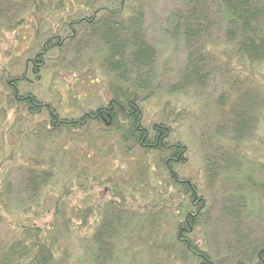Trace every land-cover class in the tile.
Instances as JSON below:
<instances>
[{
    "label": "rangeland",
    "instance_id": "1",
    "mask_svg": "<svg viewBox=\"0 0 264 264\" xmlns=\"http://www.w3.org/2000/svg\"><path fill=\"white\" fill-rule=\"evenodd\" d=\"M84 1L27 0L20 14L25 19L15 28L0 27V76L10 73L13 77L26 71L30 79L22 80L21 90L31 89L40 99L50 102L60 116H77L111 96L113 76L103 69L104 50L100 54L95 47L98 44L102 49L101 43L91 41L88 47H83V42H88L86 36L77 42H56L58 45L55 43L40 56L43 60L35 57L49 34L68 32L65 19L91 13L92 7ZM90 1L96 5L112 2ZM126 1L129 5L140 4L144 9L146 36L156 48L154 93L140 101L144 118L147 123L168 120L170 137L185 145L183 157H178V163L173 165L177 178L192 179L205 200L206 208L199 216V224L188 235L200 248L210 251L215 264H222L225 259L224 264H234L230 257L237 256H226L229 244L235 240V219L226 217L225 207L237 204L238 189L248 204L243 206L245 212L241 211L244 228L250 227L247 229L252 234L253 229H261L259 222L262 225L264 222V64L254 72L240 71L245 79H238L242 85L238 90V81L233 80L238 78L235 73L239 70L233 69V62L230 67L225 66L226 57L213 48L212 52L218 54L214 62L223 71L214 72L204 87H180L178 81L184 72L187 49L181 35L173 30L171 16L183 6L184 0ZM28 58L40 63L37 72L31 71L32 61L27 63ZM248 83L258 93L256 108L252 111L256 116L254 129L247 138L237 133L231 136L232 125L237 121L235 108L240 105L238 97L241 98ZM231 89L234 90L232 97L229 96ZM222 94L225 100L220 103ZM49 117L45 109L35 114L25 109L22 112H15L13 108L0 110V172L5 178L1 179L0 173V194L8 200L3 210L8 220L14 225L23 218L15 213L29 206L30 198L26 189L21 188L28 166L42 163L43 168H50L49 180L39 197L47 206H52L64 191V185L69 184V178L88 165V190L84 185L74 186L73 193L65 192L70 198L69 204L61 203L59 207L64 210L66 206L72 224L58 214L54 264H196L182 243L169 246V242L176 243L175 232L179 221L184 219L177 204L187 202V198L177 195L179 188H175L171 179L176 177L168 172L161 151L144 154L141 148L132 147L125 152V144L118 142L114 132H103L97 120L90 121L86 135H81L74 133L75 128L74 131L52 129ZM47 125L51 129L44 133ZM48 133L53 136L49 137ZM88 134L93 136V141ZM58 142L59 151L55 146ZM52 149L51 156H44ZM87 152L91 160L84 164L87 160H80V156ZM100 171L102 177L95 179ZM167 180L171 181L166 190L161 186ZM112 201L119 202L126 212L105 250L98 247L93 234L103 216V212H97L98 208ZM32 209L34 213L40 207ZM49 217L48 214L45 218ZM8 224L6 221L0 226L3 240L12 233Z\"/></svg>",
    "mask_w": 264,
    "mask_h": 264
},
{
    "label": "trees",
    "instance_id": "2",
    "mask_svg": "<svg viewBox=\"0 0 264 264\" xmlns=\"http://www.w3.org/2000/svg\"><path fill=\"white\" fill-rule=\"evenodd\" d=\"M84 3L92 7L91 13L65 19L68 32L49 34L35 57L43 60L41 57L56 42L59 44L61 42L65 44L67 41L68 43L77 42L86 36L85 40L88 42H83V47H88L91 41L101 43L102 49H99L100 46L96 44V50L100 54L104 50L103 69L113 76L110 85L111 96L108 100L84 109L77 116H60L55 113L50 102L40 99L31 89L21 90L22 80L30 79L26 71H23L13 77H10V73L6 77L4 74L0 76V110L13 108L15 112H22L25 109L27 113L35 114L45 109L50 115L48 122L52 124V129L74 131L75 128L77 131L74 133L81 135H86L90 121L97 120L103 132H114L118 142L125 144V152H129L132 147L141 148L144 154H150L153 150L161 151V158L165 160L164 164L168 172L176 177L171 179L175 188L177 186L180 190L177 195L182 194L184 198H187V202L177 204L181 208L179 212L184 219L179 221L178 230L175 232L176 243L169 242V246L182 243L189 250L192 258H195L196 264H215L216 261L211 259L210 251L200 248L199 244L188 235V232L199 224V216L205 211L206 206L204 197L198 193L197 185L192 179H178L173 167L175 163H178V157H183L185 145L170 137V128L166 124L168 120L163 118L147 123L140 105V101H144L154 93L153 87L156 80V48L146 36L143 25L144 9L140 4L129 5L126 0H112L100 5L90 0H85ZM22 4L26 5L27 0H0L2 29L15 28L25 19V16H20L24 10ZM182 5L171 16L173 30L181 35L187 49L186 64L182 77L178 81L179 86L204 87L217 71H223V68L214 62L218 54L212 52V49L216 48L219 54L226 57L225 66L230 67L233 62L235 64L233 69L239 70L235 73L238 78H234L233 81H238L237 89L240 90L242 85L239 80L245 79L240 75V71L254 72L257 66L264 64V0H184ZM86 27L90 30L82 31V28ZM34 60L37 59L30 60L31 63L29 58L27 59V63L32 65L33 73L39 70L40 64ZM246 75L251 77L248 73ZM249 83L241 94V98L238 97L240 105L237 109L235 108L237 121H234L232 125L234 129L230 131L231 136L237 133L241 138H247L251 136V131L254 129L256 116L252 111L256 108L258 93L254 92ZM231 84L235 85L234 82ZM233 91L230 90V97ZM224 100V94L220 95V103ZM47 126L44 133L51 129L49 125ZM48 135L53 136L51 133ZM88 136L90 140H94L93 136L90 137V134ZM55 146L59 151L61 144L58 142ZM96 150L95 147L94 151ZM53 151L52 149L44 156H51ZM89 158L91 154L88 152L80 156V160H87L83 162L84 164L90 162ZM51 162L49 161V164ZM53 163L55 165V162L51 164ZM50 171V168H43L42 163H38L36 167H27V177L21 188L26 189L30 203L29 206L22 208V211L15 213L17 217L19 215L23 218L18 217L20 219L14 225L3 211L4 206L8 205V200L0 194L2 200L0 226L7 221L9 233L12 232L8 234L6 240L0 238V264H54L57 250L58 214L72 224V216L70 213L67 215L65 209L70 199L65 192L73 193L76 185H84L85 190H88L89 166L73 174L69 178V184L64 185V191L52 202V206H47L39 195L49 180L47 176ZM0 173L1 179H5L2 172ZM102 175L103 172L95 176V179L101 178ZM170 181L167 180L161 187L164 189ZM91 183L92 181L88 185ZM165 189L167 190V187ZM237 191L239 193L237 204L225 207L226 217L231 216L235 219L233 233L235 240L233 244H229L226 257L231 254L237 256L230 257L234 260V264H264V222L263 225L259 222L261 229L257 228V231L253 229L252 234L250 229H247L250 227L244 228L241 211L245 212L243 206L248 204L240 196L239 189ZM61 203L66 205L63 207L64 210H59ZM34 206H39L40 209L33 213ZM101 206L102 208L99 207L97 212H103V216L96 226L93 237L98 247L106 250L109 247V240L117 230V223L126 211L119 202L112 201L107 205L103 203ZM48 214L50 217L45 218ZM38 220L44 221L38 223ZM69 222L66 225L70 227ZM160 240L162 242V239ZM225 262L226 259L222 264Z\"/></svg>",
    "mask_w": 264,
    "mask_h": 264
}]
</instances>
